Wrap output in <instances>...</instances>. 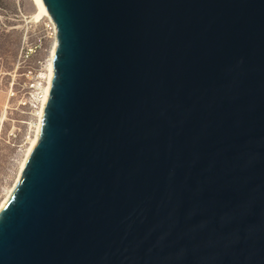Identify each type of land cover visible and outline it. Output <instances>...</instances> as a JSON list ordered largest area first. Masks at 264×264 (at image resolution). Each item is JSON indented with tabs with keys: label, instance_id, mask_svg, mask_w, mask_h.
Masks as SVG:
<instances>
[{
	"label": "water",
	"instance_id": "obj_1",
	"mask_svg": "<svg viewBox=\"0 0 264 264\" xmlns=\"http://www.w3.org/2000/svg\"><path fill=\"white\" fill-rule=\"evenodd\" d=\"M38 137L0 264H264V0H42Z\"/></svg>",
	"mask_w": 264,
	"mask_h": 264
},
{
	"label": "rangeland",
	"instance_id": "obj_2",
	"mask_svg": "<svg viewBox=\"0 0 264 264\" xmlns=\"http://www.w3.org/2000/svg\"><path fill=\"white\" fill-rule=\"evenodd\" d=\"M32 0H0V200L13 183L24 150L33 135V108L21 74L44 72L50 39L45 16L33 17ZM31 47L22 60L21 48ZM34 122V123H33Z\"/></svg>",
	"mask_w": 264,
	"mask_h": 264
},
{
	"label": "bare ground",
	"instance_id": "obj_3",
	"mask_svg": "<svg viewBox=\"0 0 264 264\" xmlns=\"http://www.w3.org/2000/svg\"><path fill=\"white\" fill-rule=\"evenodd\" d=\"M34 3V6L36 8V12L34 14L33 17L38 18L39 16H45V20L49 21L50 16L49 13L46 9V6L44 4V2L42 0H32ZM54 48H55V40L51 42L49 51H48V57H47V61H46V66H45V70L44 72H41V76L44 79V83L41 86V95L39 98V102H38V106L37 108L34 110L33 115H35V123H34V130H33V135L29 140V143L27 144L24 153L22 155V158L20 159L19 165H18V169L16 172V176L13 180V183L8 187L4 197L0 200V208L3 205V203L7 200L8 196L10 195V193L13 190V187L16 183V181L18 180L20 173L26 163V160L32 150V147L38 137V132H39V124H40V120H41V116H42V109H43V105L45 103V100L47 98V94H48V90H49V80L51 77V73H52V60H53V55H54Z\"/></svg>",
	"mask_w": 264,
	"mask_h": 264
},
{
	"label": "built area",
	"instance_id": "obj_4",
	"mask_svg": "<svg viewBox=\"0 0 264 264\" xmlns=\"http://www.w3.org/2000/svg\"><path fill=\"white\" fill-rule=\"evenodd\" d=\"M45 33L46 36L50 39V42L55 40V26L50 19L45 23ZM30 50L31 47L29 46L28 47L25 46L24 48L23 47L21 48L20 57L22 58V60H25L30 55L29 53ZM21 74L24 76L25 79L20 87L26 90L27 95L29 96V100L31 102V107L33 108V112H34V110L38 106L39 98L41 95V86L44 83V79L41 76V72L35 74L34 71H32V69H26L22 71Z\"/></svg>",
	"mask_w": 264,
	"mask_h": 264
}]
</instances>
